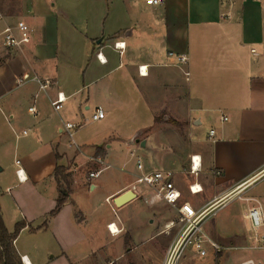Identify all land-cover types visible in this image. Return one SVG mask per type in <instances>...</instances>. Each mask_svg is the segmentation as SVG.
<instances>
[{
  "label": "crops",
  "instance_id": "1",
  "mask_svg": "<svg viewBox=\"0 0 264 264\" xmlns=\"http://www.w3.org/2000/svg\"><path fill=\"white\" fill-rule=\"evenodd\" d=\"M89 1L102 5L100 13L97 6L73 11L62 30L57 18L25 17L21 0H0V37L19 23L32 36L20 49L5 48L3 40L0 45V205L10 233L27 223L15 241L23 263L51 264L64 256L54 243L70 239L64 224L71 214L76 217V207L86 222L101 219L106 239L128 228L130 242L154 237L139 227L146 220L154 225L155 216V237L167 240V250L180 232L177 209L151 203L152 192L144 186L131 202L115 205L141 175L140 158L146 173L173 172L179 206L187 203L199 212L221 202L204 224L205 233L225 248L211 250L216 264H264L247 218L255 204L250 200L264 207V0H162L157 6L146 0ZM118 43L124 51L116 49ZM170 53L189 63L178 66ZM59 94L67 102L57 112L52 103ZM97 108L105 110L104 120H93ZM66 123L78 126L74 142L63 130ZM18 128L23 132L14 146ZM10 152L12 165L6 161ZM194 157L201 161L197 176ZM17 161L26 172L24 183L17 178ZM57 167L71 175L70 187L62 184L70 193L45 227L62 193ZM98 171L100 178H91ZM6 173L13 183L3 189ZM194 186L202 191L192 194ZM95 198H105L108 216ZM111 224L119 235L110 233ZM55 250L60 255L47 260Z\"/></svg>",
  "mask_w": 264,
  "mask_h": 264
},
{
  "label": "rangeland",
  "instance_id": "2",
  "mask_svg": "<svg viewBox=\"0 0 264 264\" xmlns=\"http://www.w3.org/2000/svg\"><path fill=\"white\" fill-rule=\"evenodd\" d=\"M23 5V14L25 17L29 18H47L54 17L57 18L60 22L61 29L63 30L64 26L67 24L71 18L73 11H81L83 14L85 9L88 7L97 6L96 13H100L102 7L101 4H97L96 1L89 0H21ZM84 16V15H83ZM69 17V19H66ZM2 37H0V45H2ZM86 118H91V114H85ZM162 119H165V116H162ZM88 123V122H87ZM77 125V124H76ZM92 128V127H91ZM23 129L18 128L15 136L13 137L14 146L17 144L16 136L19 133H22ZM26 139L19 142V145L24 144ZM77 141V137H76ZM69 142V141H68ZM67 142V143H68ZM70 142L72 140L70 139ZM6 161L9 165L14 164L15 156L10 152V156L6 157ZM3 182L1 187L6 189L12 185V178H10L7 173L4 175ZM3 191V190H2ZM1 191V192H2ZM73 199L78 201L80 199L79 191L73 190ZM90 191H86V197L91 198ZM7 196V193H6ZM84 197L85 204L87 199ZM8 197H6L7 199ZM94 199V198H92ZM99 201L98 204L101 207L99 208L102 212L108 211L105 207L109 206L105 203V198ZM12 202L11 198L9 199ZM74 209V208H73ZM111 210V209H110ZM79 208H75L76 217H67L68 220L65 222L66 232L68 233L70 239L66 242L61 241L54 243L55 246L60 248V251L64 249V256L56 259H51V264H163L164 258L166 255L167 240L164 237H155L159 233L160 222L159 218L153 216L154 225L149 226V222L146 220L140 227V230H147L146 233L153 235V238H138L132 239V242L129 240V235H126L128 228H126V233H122V236L117 238H105L104 233L101 230L100 222L101 219L88 220L87 222L79 216ZM74 212V211H73ZM109 215L110 211L104 213ZM74 220H73V219ZM53 220V217H48L45 223L50 225ZM63 225V224H62ZM177 226L180 229V224ZM149 227H151L149 229ZM15 231V230H14ZM56 251V250H55ZM62 254V253H61ZM58 250L56 254H49L47 260L51 257L59 256ZM264 256V251L261 253ZM180 264H216L213 253L209 250L207 257L198 256L194 248L191 247L188 249L185 258L181 261ZM235 264V263H234Z\"/></svg>",
  "mask_w": 264,
  "mask_h": 264
},
{
  "label": "built area",
  "instance_id": "3",
  "mask_svg": "<svg viewBox=\"0 0 264 264\" xmlns=\"http://www.w3.org/2000/svg\"><path fill=\"white\" fill-rule=\"evenodd\" d=\"M146 2L151 6H157L163 3L162 0H146ZM5 16L0 11V22L4 21ZM3 45L9 50L20 49L23 46L30 44L32 41L31 31L24 23H19L15 26L7 27L6 30L2 33ZM116 49L120 51L125 50L124 44H116ZM170 58L176 59L178 66H185L189 63V59L185 56L176 55L174 53L169 54ZM98 58L101 62H105L103 56L100 54ZM146 70V71H145ZM141 76L147 75V68L141 67L139 69ZM185 76L189 81L191 78V73L185 71ZM34 81L42 84L40 80L34 79ZM47 84H42V90L47 88ZM67 102V98L64 94H59L56 101L52 103L54 109L59 112L64 108V104ZM30 112L35 113L36 108L32 107ZM106 117V112L103 108H97L96 113L93 116L94 121L104 120ZM223 122L228 121L227 117H223ZM78 129V126L74 123H66L63 130L67 133L69 138L74 142L75 133ZM24 135H28V132H24ZM215 136V131H212L210 138ZM198 158H192V173L198 175V171L201 168V161L196 163ZM137 167L141 175L137 176L134 184L131 186V191L138 192L141 186L148 188L152 192L151 203L164 202L169 206L177 209L179 213V224L180 232L178 236L170 244L163 264H180L181 261L185 258L186 253L189 248L193 247L198 256L207 257L209 250L216 253H221L225 251V248L214 242L204 230V224L207 220L216 215L221 202L215 200L212 204L208 205L203 210L197 212L190 204H183L179 206L181 199V193L175 186L173 182L174 174L170 171H156V172H144V165L142 160L139 158L137 161ZM16 165L18 166L17 178L20 183L27 181V176L25 170L22 168L21 161H17ZM102 171L94 172L91 174V178L98 179L100 178ZM192 194H197L202 191V189H197L196 186L191 187ZM11 190H9L10 192ZM249 201V200H248ZM255 204L248 209L247 218L251 223L255 241L257 243L258 250H264V207L257 200H250ZM222 205V204H221ZM115 224H111L108 228L112 235H119L112 230V227ZM120 231V230H119ZM25 264H30L24 259ZM243 264H262L257 263L253 260L244 262Z\"/></svg>",
  "mask_w": 264,
  "mask_h": 264
},
{
  "label": "trees",
  "instance_id": "4",
  "mask_svg": "<svg viewBox=\"0 0 264 264\" xmlns=\"http://www.w3.org/2000/svg\"><path fill=\"white\" fill-rule=\"evenodd\" d=\"M174 123L180 126L179 123ZM55 177L57 182L62 186V193L58 199L56 209L50 214L49 218L55 217L61 212L62 208L67 203L68 193H70V188H65V186L70 187L71 185V175L67 173V169L63 167H57ZM44 226L46 227L47 223H45ZM26 227L27 223L21 222L16 225L15 231L10 233L3 219L0 205V264H24L15 247V241L19 238L20 234Z\"/></svg>",
  "mask_w": 264,
  "mask_h": 264
},
{
  "label": "water",
  "instance_id": "5",
  "mask_svg": "<svg viewBox=\"0 0 264 264\" xmlns=\"http://www.w3.org/2000/svg\"><path fill=\"white\" fill-rule=\"evenodd\" d=\"M99 43H101V42H99ZM136 197H137V195L133 191H131V192H129V193L117 198L115 200V205L118 208H120V207L124 206L125 204H127V203L131 202L132 200H134Z\"/></svg>",
  "mask_w": 264,
  "mask_h": 264
},
{
  "label": "bare ground",
  "instance_id": "6",
  "mask_svg": "<svg viewBox=\"0 0 264 264\" xmlns=\"http://www.w3.org/2000/svg\"><path fill=\"white\" fill-rule=\"evenodd\" d=\"M112 230L115 232V233H119V229H117L116 225L112 227Z\"/></svg>",
  "mask_w": 264,
  "mask_h": 264
}]
</instances>
